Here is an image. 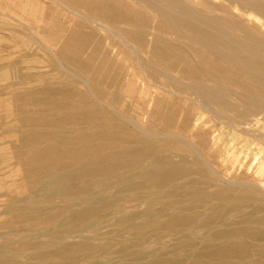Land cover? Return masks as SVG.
I'll use <instances>...</instances> for the list:
<instances>
[{
    "label": "rangeland",
    "instance_id": "rangeland-1",
    "mask_svg": "<svg viewBox=\"0 0 264 264\" xmlns=\"http://www.w3.org/2000/svg\"><path fill=\"white\" fill-rule=\"evenodd\" d=\"M33 1L40 2L42 7L24 17L25 27L17 24L15 20L0 19V235L16 225L40 228L58 222L61 213H56L53 208L60 201H31L35 208L44 211L28 216L23 224H19L21 222L14 215H5L10 202L26 197L43 183L48 182L60 188H71L75 185L84 194H92L103 185L117 183L127 176L136 177L153 159L189 153L190 150L185 151L182 146L160 143L145 134L139 139V132L120 119L113 110L106 108L103 102H111L117 110L128 112L141 126L149 128L153 133H176L204 147H207V140L221 125L216 118L202 115L189 101L169 96L154 88L153 86L159 85L171 88V83L148 68L145 69V79L137 60L116 40L86 27L82 21L61 9L52 0ZM122 1L124 2L120 5L118 0H105L104 8L113 14L121 9L124 12L121 13L123 22L138 26L142 24L149 31V35L155 33L154 37H146L144 42L147 44V53L158 59L160 69L176 77L197 79L189 65L180 60L181 58L174 57L162 44L168 41L167 43L174 46L182 45L179 35L171 28L167 29L159 15L148 12L142 5L133 6L137 13H133L131 17L128 10L133 8L130 0ZM221 2L222 0H191L190 4L208 8L214 5L213 8L221 17L229 18L250 34L264 38V26L250 20V15L254 19V14L245 10L242 15L238 12L237 5L226 3L223 7ZM28 27L34 31L37 40L55 53L57 59L31 39L33 36L28 34ZM233 30L241 35L238 29ZM201 52L207 54L203 50ZM207 56L210 57L208 54ZM183 58L192 59L188 56ZM212 61L214 65L209 67L213 66L221 76L215 82L230 86L241 93L235 96V100L242 105H249L250 91L264 103V95L252 91L248 78L227 69L225 63L219 59L212 58ZM61 63L72 74L64 70ZM73 74L81 75V80ZM203 81L210 84L214 82L206 79ZM233 137L234 133L225 135L224 141L229 142ZM251 158L252 153L247 160L241 156L233 165L235 170L223 173L225 179L230 182H254L253 168L249 176L245 174L247 166L252 164ZM165 170L175 173L178 182L191 181L189 186L180 190V196L166 198L150 192L135 194L127 197V201L117 202L115 207L129 208L128 212L132 215L151 217L154 230L149 235L165 233L166 230L160 229L171 222L199 228L201 235L213 232L216 234L225 223H229L230 232H236L216 239L206 237L193 246L183 247L180 252L181 259L168 264H264V237L257 236L256 232V218L264 217L261 211L264 202L261 197L234 189L225 194L213 192L200 186V175L195 174L191 165L181 161L167 165ZM81 191L78 190L79 193ZM109 213L110 210L106 209L102 215ZM209 218L210 224L203 228L202 223ZM110 219H104V223H108ZM259 228L264 230V222L259 224ZM121 243L120 239L115 238L82 243L74 263H71L67 254L61 252H55L44 259L27 256L41 250H50L47 239H44L36 246L26 245V255L23 258L0 257V264H94L115 256L114 249ZM132 258V252L117 256V259L126 261Z\"/></svg>",
    "mask_w": 264,
    "mask_h": 264
},
{
    "label": "bare ground",
    "instance_id": "bare-ground-1",
    "mask_svg": "<svg viewBox=\"0 0 264 264\" xmlns=\"http://www.w3.org/2000/svg\"><path fill=\"white\" fill-rule=\"evenodd\" d=\"M52 1L61 9L66 10L69 14L82 21L86 27L88 26L90 29L102 33L105 37L108 36L119 42V45L121 44V46L137 60L138 67L140 69L142 68L143 72L140 71L144 73V76L146 74L145 69L148 68L150 71L160 75V77L168 79L171 83V88L165 85H152L154 88H157L159 91L161 90L162 93L169 96L179 97L189 101L202 115L205 114L212 118H216L220 122L221 127L219 126V129L215 130L213 136L207 140L209 146L207 145V147H204L203 145H199L196 141L195 143L190 138L183 137L179 134L177 135L176 133L168 131L153 133L149 128L141 126L128 112L119 111L111 102L104 103L100 100L105 104L104 106L106 108L113 110L120 119L126 121L127 124L137 130L139 132V139H141V137L143 138L145 134L147 137L153 138L160 143L182 146L185 151L190 150L188 151L189 153L175 155L174 157L153 159L144 168V171L136 175V177L127 176L117 183L103 185L93 191L92 194H84L81 189L75 185L71 188H60L48 182L41 184L26 197L10 202L11 204L7 207L5 215L6 213L14 215L15 219L21 222L19 224H23V221H26L28 216L44 211V209L35 208V206L31 204V201L44 200L50 202L60 201L61 203L59 202L53 209L56 213L60 212L61 217L58 222L46 224L44 227L38 228L33 225H16L12 229L6 231L4 235H0V257L19 256L20 258L26 255L24 253L26 245L36 246L42 240L47 239L51 247L50 250L46 249L48 250L47 252L41 250L39 252L27 254V256L35 259H44L47 256L53 255L55 252H61L67 254V256H69L68 259L72 261L71 263H74L78 257L77 253L82 243L86 244L102 238H115L120 239L122 242L120 246L114 249L113 253L115 256L107 260L103 259L97 261L94 264H168L171 261L180 260L182 257V254L180 255L181 249L197 244L198 240H202L206 237L216 239L223 236L227 237L229 234H235V231L230 232L228 230L229 223H225L221 226L220 229L222 230L216 234L213 232L211 234L201 235L199 233V228L196 229L181 222H171L160 229L166 230L165 233L149 235L154 230V227L151 225V217L148 215H132L128 212L129 208L117 209L115 206H117V202L127 201V197H131L135 194L143 195L150 192L157 194L159 197L166 198L180 196V190L184 189V186H189L191 181L185 179V182H178L175 178V173L170 172L171 170H165L167 165H174V163L179 161L191 165L195 170V174L200 175V186L207 187V189L213 192H224V194L226 192H232L234 189L250 195L259 196L261 197V201L264 202V103L261 102L262 100L260 101L259 98L255 97L252 92L248 91L249 105H242L238 100H235V96L241 93L236 92V90L230 86L228 87L219 82H215V80L219 79L221 76L216 73L213 66L209 67L211 64L214 65L212 58L221 60L225 63L227 69L239 72L248 78V85L252 88V91L264 95V38L262 39L255 36V34H250L248 30L229 18L226 19L221 17L216 9L213 8L214 5H211L212 7L210 6V8L204 6L196 7L190 4L191 0H130L132 7L142 5L148 12L159 15L163 24H166L167 29L170 30L171 28L174 33L179 35V39L183 42L182 45L174 46L167 43L168 41L162 42V44L174 57L181 58L180 60L185 61L193 74L196 73L197 79L189 80L183 76H173L171 73L160 69L161 65L159 66L158 59L150 55V53H147V44L144 42L146 37H154L155 33L153 32L149 35V31L144 29V25L142 24L138 26L132 25L129 22H123L124 17H122L121 13L123 14L124 12L120 11L121 9H116L118 12L114 14L108 12V9L104 8L105 0ZM118 1H120V5L121 2H124L122 0ZM226 3L237 5L239 7L238 12L242 15H244L245 10L251 12L255 17L251 19L250 15V20L255 24H259V26H264V0H222L220 5L224 7ZM128 10L131 17L134 15L133 13H137L134 7ZM121 20L123 23H120ZM233 28L238 29L241 35L236 34ZM27 31L30 32L28 34H32L34 37H31L34 42L37 41L36 43L40 44L41 48L43 47L52 57L57 59L54 52L48 49L45 44H42V41L40 42L35 38L34 31L31 28L28 27ZM202 50L207 52L210 57L201 52ZM151 56L153 59H151ZM184 56L190 58L194 56V58L185 59L183 58ZM58 63L60 62L58 61ZM61 66L69 73L68 69L65 68L62 63ZM75 74L73 75L77 78L81 76ZM200 78H204L207 81L213 80L214 82L210 84ZM79 79L81 80V77ZM93 98L95 97L93 96ZM231 133H234L233 139L229 142H225L224 136L230 135ZM186 147H189V149ZM251 153L252 164L247 166L245 174L249 176L253 168L254 182H247L245 180L230 182L226 180L223 173L235 170L233 165L237 163L236 161H238L241 156L242 159L247 160ZM96 160H98V158ZM99 161L98 163H100ZM138 180H140V182H138ZM78 190L81 192L79 193ZM106 209H109L110 213L103 216L102 213ZM261 211L264 213V208H262ZM106 218L110 219L108 223H104V219ZM210 221V218L204 221L202 223L203 228H207ZM263 222L264 217L260 219L256 218L257 236L259 235L262 238L264 237V230L259 228V224ZM129 252L133 254L132 260L126 261L117 259V256H122Z\"/></svg>",
    "mask_w": 264,
    "mask_h": 264
},
{
    "label": "crops",
    "instance_id": "crops-1",
    "mask_svg": "<svg viewBox=\"0 0 264 264\" xmlns=\"http://www.w3.org/2000/svg\"><path fill=\"white\" fill-rule=\"evenodd\" d=\"M32 3L35 4L31 5ZM37 7H42V4L33 0H0V19L18 20L16 23L24 27V17L30 16L29 12L38 9Z\"/></svg>",
    "mask_w": 264,
    "mask_h": 264
}]
</instances>
